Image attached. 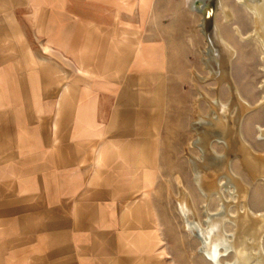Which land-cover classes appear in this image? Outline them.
Here are the masks:
<instances>
[{"label":"crops","instance_id":"crops-1","mask_svg":"<svg viewBox=\"0 0 264 264\" xmlns=\"http://www.w3.org/2000/svg\"><path fill=\"white\" fill-rule=\"evenodd\" d=\"M168 6L0 0V264H167L128 173L156 165Z\"/></svg>","mask_w":264,"mask_h":264},{"label":"rangeland","instance_id":"rangeland-1","mask_svg":"<svg viewBox=\"0 0 264 264\" xmlns=\"http://www.w3.org/2000/svg\"><path fill=\"white\" fill-rule=\"evenodd\" d=\"M180 1L183 3L182 12L175 10V6H168L167 10V39L171 42V52L167 69L166 107L160 131L156 135L157 147L152 150V153H155L153 159L156 165L152 164L149 168H132L128 173V176L133 178L130 188L135 193L141 192L142 206L145 209L148 208L146 200L150 194L152 212L145 215L136 213L133 217L144 225L147 216L150 217L152 226L157 222L151 228L149 237L156 241L161 238V241L154 247H145L150 248L151 252L165 256L167 264H213L200 251V240L186 228L179 206L185 191L201 222L206 219L207 210L212 213L218 211L219 199L214 196L206 203L197 188L189 158L201 155L198 147L192 142L197 138L196 121L200 115H207L209 112V105L202 94L210 99L219 96L225 104L231 103L233 98L228 83H219L218 79L211 76L207 67L204 54L208 45L210 46V37L200 29L204 15L191 8L194 0H178ZM220 4L230 11L231 20H227L220 8L214 9L215 20L213 19L212 25L214 24L235 54L230 66L231 80L237 93L248 106V111L242 113L240 120L243 149L264 162V135L261 131V128H264V47L253 34L255 19L246 6L239 0H220ZM172 21L180 23L179 27L169 28ZM236 27H239L240 32ZM211 146L218 153L227 152L226 146L218 142H213ZM234 154L230 159L231 170L234 176L247 186L246 189H249V208L256 214L264 213V163L262 168L257 169L245 165L239 153ZM119 182L122 183L118 181L116 185ZM108 187L112 186L108 184ZM224 191L227 195L228 192L225 189ZM227 196L228 201H231L232 197ZM137 199L139 197L135 198ZM128 207L131 210V204ZM230 209L233 214H237L239 210L236 203H233ZM190 216V219L194 220V213H190ZM226 227L229 234L234 232V227L229 223ZM138 232L144 234L146 230L134 229L132 236L138 237ZM146 236L143 235L144 238H147ZM262 244L264 247V237ZM234 259L231 254L224 257L223 261L230 262Z\"/></svg>","mask_w":264,"mask_h":264},{"label":"bare ground","instance_id":"bare-ground-1","mask_svg":"<svg viewBox=\"0 0 264 264\" xmlns=\"http://www.w3.org/2000/svg\"><path fill=\"white\" fill-rule=\"evenodd\" d=\"M239 2L253 14L255 19L253 34L259 38L264 47V0H239ZM191 8L204 15L200 29L204 34L207 32L210 37V46L208 45L204 55H206V64L211 76L218 79L219 83L223 81L228 83L233 99L231 103L225 104L218 98L219 96L210 99L202 94L209 105V112L207 115H200L199 120L196 121L197 138L192 142L194 146L198 147L201 155L189 158L197 188L206 199V203L214 196L219 199L218 211L212 213L207 210L206 219L201 222L185 191L180 200V211L186 228L200 240V251L213 264H264L262 244L264 213L256 214L249 208L247 202L249 189H246L247 186H244V183L240 182L232 173L230 159L232 154L239 153L245 165L257 169L262 168L264 162L247 153L245 148L243 149L240 120L248 106L237 93L238 91L231 80L230 66L235 54L230 50L231 47H228L227 42L221 37L214 24L212 25L214 9L220 8L225 13L227 20L231 18L232 14L220 4V0H201L199 2L194 0ZM236 28L240 32L239 27ZM208 78L206 77V79ZM261 131L264 135V128H261ZM213 142L226 146L227 152L218 153L213 150L211 146ZM229 185L231 186L229 187ZM224 189L228 192L227 195L232 197L231 201H228ZM233 203L238 205L237 214H233L230 209ZM190 213H194V220L190 219ZM228 223L234 227L232 234L226 230ZM231 254L235 257L234 261L224 262L223 258Z\"/></svg>","mask_w":264,"mask_h":264},{"label":"water","instance_id":"water-1","mask_svg":"<svg viewBox=\"0 0 264 264\" xmlns=\"http://www.w3.org/2000/svg\"><path fill=\"white\" fill-rule=\"evenodd\" d=\"M199 1H201V0H197V2H199ZM211 10V8L209 9V11Z\"/></svg>","mask_w":264,"mask_h":264}]
</instances>
